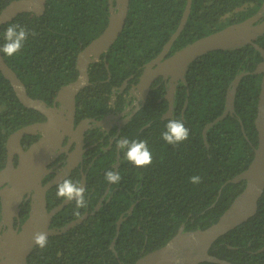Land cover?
Segmentation results:
<instances>
[{
  "label": "trees",
  "instance_id": "16d2710c",
  "mask_svg": "<svg viewBox=\"0 0 264 264\" xmlns=\"http://www.w3.org/2000/svg\"><path fill=\"white\" fill-rule=\"evenodd\" d=\"M10 1L0 0V11ZM263 1L192 0L186 25L167 55L201 36L252 16ZM186 3L187 0H130L120 36L105 60L89 66L92 84L76 98L77 120L101 118L112 109L115 96L116 109L123 108L125 97L123 93L115 94L113 88L131 75L130 81L137 82L143 65L160 53L177 29ZM109 14L108 0H47L42 15L23 12L0 27V45L5 42L4 33L10 25L19 24L28 31L21 51L12 57L3 54L4 59L24 82L30 96L51 105L58 90L78 77L77 54L104 31ZM256 42L264 48V34ZM262 60L252 44L200 56L189 65L186 82L178 83L169 118H163L168 109L164 97L167 84L152 89L119 137L147 141L152 154V163L147 167L137 168L125 160L116 141L106 149L108 137L103 138L97 128L89 130L88 144L98 143L87 151L85 155L89 157L80 165L86 173L87 206L78 211L80 216L86 211L90 214L68 231L47 237V245L36 246L27 264H134L165 245L183 223L185 230L206 229L216 223L246 184L244 180L227 181L248 167L258 145L255 118L262 74L252 71ZM243 71L249 73L238 84L235 112L210 126L204 139V127L224 113L227 90ZM170 119L182 120L189 129L188 139L175 146L162 138ZM44 120L41 112L19 101L0 71V170L6 163L8 136L24 125ZM114 133L113 129L108 136ZM37 137L26 135L25 148ZM109 170L120 174L119 183L105 179ZM193 175H199L201 183H191L189 177ZM52 176L47 175L43 183ZM67 178L80 183V168ZM56 191L57 185L47 191L49 210L64 200L56 196ZM29 209V200H25L20 209L21 222ZM75 211V202L71 201L53 217L52 227L79 218ZM121 216L125 219L117 234ZM209 252L234 264H264V192L256 214L220 236Z\"/></svg>",
  "mask_w": 264,
  "mask_h": 264
},
{
  "label": "water",
  "instance_id": "95a60500",
  "mask_svg": "<svg viewBox=\"0 0 264 264\" xmlns=\"http://www.w3.org/2000/svg\"><path fill=\"white\" fill-rule=\"evenodd\" d=\"M109 22L104 31L87 44L79 53L77 60L78 77L63 85L57 92L54 103L49 105L45 100L33 98L18 74L8 65L0 53V71L9 80L19 101L27 108L35 109L45 116L44 121L33 122L13 131L7 138V157L5 166L0 170V264H27L28 256L37 246L33 236L38 232L47 233V237L62 234L73 226L85 220L90 214L86 211L61 227H52L53 217L71 201L65 199L52 207H47V191L66 179L83 161L85 132L94 126L106 125L105 120L85 118L75 125L76 98L81 90L91 84L89 66L97 62L117 40L126 23L130 0H108ZM47 0H11L0 11V27L13 20L23 12H33L42 15L46 9ZM192 0H187L181 21L164 44L160 53L144 64V69L138 77V82L131 89L141 100L132 113L121 122L125 124L140 109L148 97L152 83L158 77H169V88L165 98L168 100V110L163 118L171 117L175 101V89L179 81L186 82V73L191 62L200 56L215 50H225L252 44L261 54L263 60L252 71L262 74L261 90L258 101V112L255 125L258 131V145L254 148V157L248 167L227 182L240 183L245 181V187L230 206L220 216L219 220L206 229L185 230L184 223L178 232L162 247L148 252L134 264H198L208 261L218 264H234L219 258L209 252L212 244L222 235L247 221L256 214L258 201L264 192V48L256 39L264 34V1L260 9L252 16L226 27L204 35L194 40L177 52L167 56L174 41L184 29L191 11ZM108 68V66H107ZM249 72H241L231 82L226 94V108L222 115L209 122L203 129L206 131L216 121L228 113L235 112V94L241 78ZM188 99V94H187ZM187 100L183 110L187 106ZM119 115L107 116L117 118ZM242 124V122H241ZM102 127V126H101ZM121 130V127L118 129ZM242 131L245 129L242 124ZM25 135H40L27 148L21 143ZM65 136H69L67 144L63 145ZM75 142L76 146L70 150ZM108 146L106 149H109ZM67 155L66 165L61 170L49 167L61 153ZM18 156L15 164L14 157ZM120 155H117L119 158ZM119 162L116 163L117 166ZM81 168V167H80ZM55 172V176L43 183L45 176ZM80 184L85 187L86 173L81 168ZM30 199V209L27 218L21 223L20 209L24 200ZM102 199V198H101ZM99 204L95 209H99ZM133 206L129 209L131 213ZM124 217L117 221L119 233ZM17 221V222H16ZM15 222L18 224L15 226ZM20 227V228H19ZM115 239L112 243L114 245Z\"/></svg>",
  "mask_w": 264,
  "mask_h": 264
},
{
  "label": "clouds",
  "instance_id": "9594fccd",
  "mask_svg": "<svg viewBox=\"0 0 264 264\" xmlns=\"http://www.w3.org/2000/svg\"><path fill=\"white\" fill-rule=\"evenodd\" d=\"M32 35H36L35 32ZM28 38V31L19 24L10 25L4 33V43L0 45V53L12 57L24 46ZM189 137V129L184 125L182 120L170 119L168 120L165 131L162 133L163 140L170 145H178ZM116 147L124 153V159L136 166L137 168H144L152 163V154L147 145V141L138 139H128L122 137L116 140ZM105 179L109 183H119L121 176L118 172L109 170L105 173ZM193 184H199L202 178L199 175L189 177ZM56 196L63 198L66 201H74L77 211L76 216H80L78 209L87 206L85 198V188L77 181L73 182L71 179H63L57 184ZM34 243L40 248L47 245V233L38 232L33 236Z\"/></svg>",
  "mask_w": 264,
  "mask_h": 264
},
{
  "label": "flooded vegetation",
  "instance_id": "af4514ba",
  "mask_svg": "<svg viewBox=\"0 0 264 264\" xmlns=\"http://www.w3.org/2000/svg\"><path fill=\"white\" fill-rule=\"evenodd\" d=\"M262 19H264V14H263V16H262ZM118 39V38H117ZM113 45V44H112ZM111 45V46H112ZM109 50V49H108ZM108 52V51H107ZM106 52V53H107ZM106 53H104V54H102L101 55V57H100V59L97 61V62H100L101 60H105V58H106ZM168 56V55H167ZM156 57V56H155ZM154 57V58H155ZM153 59V58H152ZM151 59V60H152ZM77 60H78V54H77ZM77 60H76V64H77ZM150 61V60H149ZM148 61V62H149ZM97 62H95V63H97ZM91 64H93V63H91ZM146 64V63H145ZM106 67H107V65H106ZM143 69H144V65H143ZM143 71V70H142ZM142 73V72H141ZM90 74V73H89ZM131 78H133V75H131V76H129V77H127V78H125L124 80H123V82H122V84L120 85V86H118V87H114L113 88V92L115 93V94H121V93H123V95H124V106H123V108L121 109V110H117L116 109V96L113 98V100H112V104H111V106H112V109L110 110V111H108L104 116H102L101 118H96V117H82V118H80V119H78L77 120V110H76V115H75V125H77L78 123H80V121L81 120H83V119H85V118H95V119H97V120H105V123H106V125H101V126H94L92 129H95V128H97V129H99L102 133H103V138L104 137H108V140H109V145L108 146H112V144L117 140V139H119V137H120V135H121V131H122V128L124 127V125L127 123V122H129V121H126L125 122V124L123 123V122H121L123 119L125 120L126 118H128V116L132 113V111H133V109L137 106V102H139V104L140 105H142V102H141V100L140 99H138V97L137 96H135V94L134 93H132V91H131V89L133 88V86L138 82V80H137V82H131L130 80H131ZM169 77H167V78H164V77H158L153 83H152V86H151V90L152 89H154V88H158L159 86H161L162 85V83H166L167 84V89L169 88ZM90 82H91V77H90ZM180 82V81H179ZM178 82V83H179ZM184 82V81H183ZM178 83H177V86H178ZM91 84H92V82H91ZM90 84V85H91ZM90 85H88V86H90ZM177 86H176V89H177ZM167 89H166V91H167ZM176 89H175V91H176ZM151 92V91H150ZM165 94H166V92H165ZM165 94H164V97H165ZM174 94H175V92H174ZM149 95H150V93H149ZM148 95V96H149ZM55 98V97H54ZM148 98V97H147ZM147 98H146V100H147ZM145 100V101H146ZM53 103H54V99H53ZM175 103V102H174ZM144 105V104H143ZM77 107V106H76ZM168 107H169V105H168ZM139 110V109H138ZM168 110V109H167ZM173 110H174V108H173ZM173 110H172V112H173ZM136 114V113H135ZM112 115H119L117 118H114V117H110L108 120H106V118H107V116H112ZM77 120V121H76ZM31 124V123H30ZM121 127V130L119 131L118 129ZM115 130V133L114 134H112L111 136H108V134L110 135V133H111V131L112 130ZM89 130H91V129H89ZM89 130H87L86 132H85V138H84V141H85V144H84V148L86 149L85 150V152L83 153V161L81 162V164L84 162V159H86V158H88L89 157V155H85L86 153H87V151H89V149L91 148V147H93L94 145H96L98 142H96V143H94V144H92V145H90V144H88V140H87V137H88V131ZM26 136V135H25ZM24 136V137H25ZM33 136H38L35 140H37L39 137H40V135H33ZM24 137L21 139V143H22V145L24 146V144H23V139H24ZM103 138H101V140L100 141H103ZM68 139H69V136H65V139L63 140V145L65 146L66 144H67V142H68ZM34 140V141H35ZM34 141H32L31 143H33ZM31 143H29V145L31 144ZM75 146H76V144H75V142H73V144L71 145V147H70V150H73L74 148H75ZM24 148H25V146H24ZM66 159H67V155L65 154V152H63V153H61L55 160H53V162H51L50 164H49V167H55L54 169H56V170H61L65 165H66ZM14 162H15V164H17L18 163V156L16 155L15 157H14ZM80 164V165H81ZM80 165H78V167L80 168ZM82 168V167H81ZM81 168H80V170H81ZM76 169V168H75ZM52 174H53V176H55V172H52ZM52 176V177H53ZM46 177V176H45ZM51 177V178H52ZM44 180V179H43ZM27 200H29V203H30V199H27ZM25 201V200H24ZM17 222V221H16ZM15 222V226H17L18 224ZM23 222V221H22ZM21 222V223H22ZM20 228V227H19Z\"/></svg>",
  "mask_w": 264,
  "mask_h": 264
}]
</instances>
